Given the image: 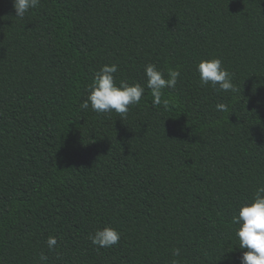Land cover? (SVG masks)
Masks as SVG:
<instances>
[{
	"label": "trees",
	"instance_id": "obj_1",
	"mask_svg": "<svg viewBox=\"0 0 264 264\" xmlns=\"http://www.w3.org/2000/svg\"><path fill=\"white\" fill-rule=\"evenodd\" d=\"M12 3L0 0V264H239L232 217L264 185V0H40L22 20ZM211 58L237 91L199 84ZM113 63L117 85H145L148 63L180 77L160 105L145 87L123 116L83 109ZM105 226L118 244L93 246Z\"/></svg>",
	"mask_w": 264,
	"mask_h": 264
},
{
	"label": "clouds",
	"instance_id": "obj_2",
	"mask_svg": "<svg viewBox=\"0 0 264 264\" xmlns=\"http://www.w3.org/2000/svg\"><path fill=\"white\" fill-rule=\"evenodd\" d=\"M40 4V0H13L12 7L15 16L23 19L31 9H35ZM118 71L116 64L102 65L94 73L92 82L88 85L87 98L81 104L83 109L91 110L97 114H110L113 111L119 115H125L129 111V106L138 105L145 92V87L150 90L154 105L161 104V97L165 88H175L180 72L175 69H168L167 76L148 63L144 66L145 85L135 83L129 85L121 81L119 85L115 82L114 73ZM198 75L199 84L209 86L216 91L235 92L236 87L232 82V74L222 66L219 58L201 60L195 68ZM167 104V101H164ZM218 111H228L224 103L216 105ZM238 247L241 249L239 264H264V185L258 186L251 198L239 206L237 213L232 217ZM120 232L116 229L105 226L97 228L90 233L88 239L93 246L98 248H111L118 244ZM46 244L50 250L54 249L57 240L55 237H48ZM172 255L178 257L180 249L172 250ZM48 260L46 255H39L36 264H45ZM171 264H179L177 260H172Z\"/></svg>",
	"mask_w": 264,
	"mask_h": 264
}]
</instances>
